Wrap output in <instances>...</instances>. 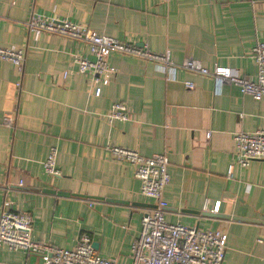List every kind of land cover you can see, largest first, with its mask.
Here are the masks:
<instances>
[{"label":"crops","instance_id":"crops-1","mask_svg":"<svg viewBox=\"0 0 264 264\" xmlns=\"http://www.w3.org/2000/svg\"><path fill=\"white\" fill-rule=\"evenodd\" d=\"M31 13L167 52L174 64L191 58L253 79L249 50L264 41V0H0V46L25 55L20 71L0 60V120L10 114L14 122L0 121V214H30L31 237L60 248L86 233L99 256L130 264L129 246L152 201L139 194L134 166L111 158L105 146L164 153V219L224 232L222 264H264V161L233 163L226 176L232 134L264 130V96L253 100L229 82L216 90L211 77L179 68L168 79L158 64L114 52L105 85L74 72L62 77L72 55L91 58L87 45L45 32L34 40L24 25ZM114 103L126 107L127 120L108 122ZM51 145L56 177L41 166ZM0 264L43 262L0 245Z\"/></svg>","mask_w":264,"mask_h":264},{"label":"built area","instance_id":"built-area-1","mask_svg":"<svg viewBox=\"0 0 264 264\" xmlns=\"http://www.w3.org/2000/svg\"><path fill=\"white\" fill-rule=\"evenodd\" d=\"M166 1V0H164ZM27 32L35 40L42 32L82 41L87 45L88 55L71 56V70L62 72V77L70 72L89 75L93 82L107 84L115 70L106 62L108 54L114 52L124 56L158 64L168 79H173L176 69H183L214 80L215 88L223 82L235 85L242 94L259 100L264 96V41L256 42L249 50L256 72L253 79L240 76L226 66H214L211 70L199 65L191 58L180 64L171 62L167 52L154 53L145 45L121 41L99 34L95 30L65 18L31 13L24 23ZM25 59L24 50L13 46H0V60L11 63L20 71ZM186 88L192 83L184 81ZM99 87L92 94L98 96ZM128 111L122 103H114L106 114L108 122L127 120ZM1 124L13 128V117L5 114ZM232 163L226 168V176L232 175V165L246 167L252 160L264 161V130L237 131L232 134ZM111 158L130 163L134 166V176L139 180L138 192L152 204L140 215L139 230L129 246L130 264H222L225 252V233L220 230L197 229L179 223H169L164 219L165 201L162 191L169 182L167 158L164 153L143 156L137 151L109 144L105 146ZM43 172L51 177L60 175L56 166V149L47 148L41 162ZM20 185L21 182L19 181ZM214 202L212 210H216ZM90 205V204H89ZM31 216L28 213L4 211L0 214V245L10 250L34 253L42 257L43 264H113L99 256L92 246L90 236L81 233L71 248H60L31 237Z\"/></svg>","mask_w":264,"mask_h":264}]
</instances>
